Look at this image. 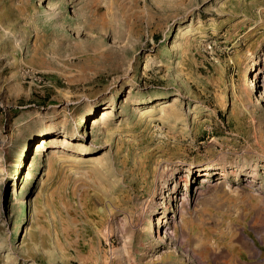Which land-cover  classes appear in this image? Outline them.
<instances>
[{"label":"rangeland","instance_id":"rangeland-1","mask_svg":"<svg viewBox=\"0 0 264 264\" xmlns=\"http://www.w3.org/2000/svg\"><path fill=\"white\" fill-rule=\"evenodd\" d=\"M263 91L264 0H0V264H264Z\"/></svg>","mask_w":264,"mask_h":264},{"label":"bare ground","instance_id":"bare-ground-1","mask_svg":"<svg viewBox=\"0 0 264 264\" xmlns=\"http://www.w3.org/2000/svg\"><path fill=\"white\" fill-rule=\"evenodd\" d=\"M254 66V65H253ZM255 72V71H254ZM254 76H255V73H254ZM251 87L253 88V87H255V83H254V79H251ZM248 88H250V86H248ZM251 88V89H252ZM264 92V91H263ZM171 112H169L168 113V116L169 117H174L175 118V116H177L176 115V112L174 111V109H172L171 108ZM178 114V113H177ZM110 116H111V112L109 111V110H102V111H100V114H99V119L101 118V119H109L110 118ZM179 117V116H178ZM93 120H92V123H91V125H93V124H97L98 123V120L97 119H95V118H92ZM63 141H66V139L65 138H63L62 139ZM35 147H36V154H38V153H40V148H42V144L40 143H36L35 144ZM224 159V158H223ZM223 162V161H222ZM39 165V164H38ZM201 168H203V169H208V166L207 165H205L204 167H201ZM22 190V189H21ZM157 221H159V217H157ZM149 222H150V220H149Z\"/></svg>","mask_w":264,"mask_h":264}]
</instances>
